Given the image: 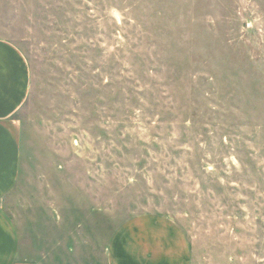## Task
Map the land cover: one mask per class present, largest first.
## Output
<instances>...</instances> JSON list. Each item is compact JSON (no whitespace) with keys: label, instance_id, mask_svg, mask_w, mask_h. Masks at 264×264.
<instances>
[{"label":"rangeland","instance_id":"rangeland-1","mask_svg":"<svg viewBox=\"0 0 264 264\" xmlns=\"http://www.w3.org/2000/svg\"><path fill=\"white\" fill-rule=\"evenodd\" d=\"M0 38L30 71L9 211L36 257L105 264L150 214L191 264H264V0H0Z\"/></svg>","mask_w":264,"mask_h":264},{"label":"crops","instance_id":"crops-1","mask_svg":"<svg viewBox=\"0 0 264 264\" xmlns=\"http://www.w3.org/2000/svg\"><path fill=\"white\" fill-rule=\"evenodd\" d=\"M29 88L30 71L22 52L0 38V264H50L31 248L33 230L17 224L9 211L21 174L15 115ZM67 248V252H55L53 264H77L76 252ZM105 255V264H191V247L183 229L170 218L150 214L119 225L107 241Z\"/></svg>","mask_w":264,"mask_h":264}]
</instances>
